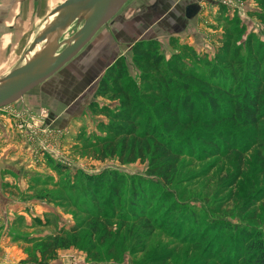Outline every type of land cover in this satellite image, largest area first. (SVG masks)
I'll return each instance as SVG.
<instances>
[{"label": "rangeland", "instance_id": "obj_1", "mask_svg": "<svg viewBox=\"0 0 264 264\" xmlns=\"http://www.w3.org/2000/svg\"><path fill=\"white\" fill-rule=\"evenodd\" d=\"M207 1L211 3L213 20L206 16L207 26L200 30L206 38L197 33L199 41H207L205 45L193 47L184 41L185 38L179 43L177 35L169 38L162 32L160 40L154 37L142 39L158 42L157 53L163 57V68L177 54L187 66L203 74L212 66L228 69L217 58L224 55L223 48H228L230 52L239 48L243 57H247L250 51L260 54V58L264 56V21L259 16L264 9L258 0H226L230 7L222 5V0ZM61 2L63 0H0V13L5 17L0 19V54L7 58V62L14 61L12 66H0V78L7 74L8 69L22 65L31 57L25 56L28 46L42 32L47 16ZM129 3L130 0L93 38L111 30L115 22L113 19L126 14ZM81 24L80 19L74 21L63 36H70ZM112 38H116L114 33ZM227 40L229 46L224 44ZM127 46L128 50L120 55L124 56L127 67L124 82L140 86L141 67L133 61L132 45L124 44L123 50ZM198 57L203 62L196 63ZM259 71L264 78V60ZM99 80L94 85L93 94L89 90L78 96L74 100L75 105L65 108L63 113L51 114L43 109L47 122L53 126V117H58L56 122L61 119L65 122L68 115L66 127L72 132L62 142L65 147L61 151L69 165L59 163L61 167L58 169L53 158L39 153L35 140L27 143L32 146L30 155L20 150L16 153V150L5 149L2 159H6V153L17 158L6 159L10 164L8 169L2 164L0 180H15L19 185L5 187L0 184L3 192L10 188L5 196L7 199H1L4 194L0 193L2 206L10 204L16 207L9 215L6 212L3 214L4 225L1 227L9 244L0 264H33L31 257L39 239L55 233L58 228L79 225L86 217L85 213L97 207L81 189L74 187L77 186L74 180L82 174L117 170L127 176L145 175L147 160L120 163L116 157L99 160L91 155L90 144L106 135L101 126L109 120L106 115L98 113V108L109 106L118 109L119 105L117 99L96 95ZM68 97L64 98L66 102ZM74 98L71 95L70 101ZM14 103L10 105L15 106ZM31 113L35 120L37 115L42 118V109ZM17 114L13 112V117H27V112ZM13 126L16 140L20 142L22 137L26 140L24 129H18L15 123ZM220 128H223L224 139L217 151H206L196 135L191 138V146L184 149L185 154L170 185L178 197L173 200L177 202L174 215L164 219L159 230L145 234L138 227L130 229V225L118 229V223L113 218L114 235L104 245H98L96 237H92L91 228L81 227L77 244L58 250L46 264H240L239 257L246 252L242 232L264 234V173L260 160V156L264 155V123L232 126L223 122L210 134L217 133ZM66 129L63 128L67 135ZM202 130L203 133L209 132ZM57 142L61 147L58 140L55 145ZM37 155L42 156L39 157L41 160ZM127 194L125 191L126 197ZM105 204L104 212L110 215L111 204ZM23 209L26 213L21 212Z\"/></svg>", "mask_w": 264, "mask_h": 264}, {"label": "trees", "instance_id": "obj_2", "mask_svg": "<svg viewBox=\"0 0 264 264\" xmlns=\"http://www.w3.org/2000/svg\"><path fill=\"white\" fill-rule=\"evenodd\" d=\"M258 4L264 9V0H258ZM259 16L264 21V12ZM224 44L229 46L228 40ZM157 51L156 40H139L131 47L133 61L141 67L140 86L124 82V56L107 67L96 95L117 99L119 105L118 109L98 108V113L109 119L101 126L106 135L90 144L95 159L116 157L120 163L147 160L145 175L104 170L74 180V187L97 207L86 212L79 225L58 228L39 239L31 257L33 264H46L58 250L77 244L81 227L89 226L93 239L104 245L114 235L113 218L118 229L130 225V229L138 227L145 234L159 230L164 219L174 215L177 202L173 200L178 197L170 185L193 135L206 151H212L224 139L223 128L210 134L221 123H264V78L259 71L264 56L260 58V54L250 51L243 57L239 48L231 52L223 48L224 55L217 58L229 70L212 66L203 74L187 66L177 54L163 68V57ZM197 59L196 63L203 62ZM202 129L209 132L203 133ZM260 160L264 173V155ZM56 167L60 169L61 165L56 163ZM105 203L111 204L110 215L104 212ZM241 237L246 252L238 263L264 264V234L242 232Z\"/></svg>", "mask_w": 264, "mask_h": 264}, {"label": "crops", "instance_id": "obj_3", "mask_svg": "<svg viewBox=\"0 0 264 264\" xmlns=\"http://www.w3.org/2000/svg\"><path fill=\"white\" fill-rule=\"evenodd\" d=\"M128 7L125 11L127 12L126 14H120L119 19H117L118 16L113 19L115 22H113L111 30L101 32L100 36L92 38L60 70L25 93L14 103L15 106L9 104L10 106L7 105L0 108V159L4 156L5 149L9 148L16 150V153H19L18 151L20 150L27 155L31 154L30 148L32 146L27 144L30 143L27 139L25 140L22 137L20 138V142L16 140L15 126H13L15 123L13 112L21 114L23 112L46 109L51 114L57 112L63 113L65 108L75 105L74 103L76 102L74 100L78 96L84 95L89 90L92 94L94 93V85L104 70L118 55H123V52L128 50L129 46L123 50L124 44L129 43L133 45L134 42L149 37L160 40L159 35H161V32L165 33L169 38L177 35L179 43H182L185 38L184 41H187L193 47L207 43L206 40H203L204 42L199 41L197 37V33L201 38L205 37L200 30L203 29L202 27L207 26L206 16L213 20L211 3L207 0H130ZM13 8L16 9V7ZM3 15L0 13V19L5 18ZM5 22L7 23V21ZM113 33L116 37L114 39L112 38ZM13 64L14 61L7 62V58L0 54V66H12ZM11 68L8 70L11 71L13 69ZM66 90L69 92H66ZM64 95L69 96L67 102L65 100L67 97H62ZM71 95L75 98L70 101ZM67 117L68 115L65 117V122H63V119L56 122L58 117H53L54 126L62 129L65 127L68 131V127H66L68 124L66 123V121L68 122ZM69 132H72V130L69 129L67 135L65 133L61 137V143L65 141ZM33 147H35V144H33ZM63 147H65L64 143H62ZM36 157L39 160H41L39 157L42 158L40 155ZM5 158L11 159L17 158V156L9 157V154L6 153ZM6 159H2L0 164L1 166L2 164L6 165L8 169L10 164H7L9 161L7 162ZM14 181L5 178L4 180H0V184H3L5 187L19 185ZM9 189L3 192L0 186V193L4 194V196H1V199H7L5 196L8 195ZM10 200H13V198H10ZM15 208V205L2 206V203H0V227L4 225L3 214L6 212L9 215ZM25 210L23 209L21 212L26 213ZM0 231H2V227ZM0 235V260H2L7 252L9 240L5 237L3 231ZM9 248L11 247L9 246Z\"/></svg>", "mask_w": 264, "mask_h": 264}, {"label": "water", "instance_id": "obj_4", "mask_svg": "<svg viewBox=\"0 0 264 264\" xmlns=\"http://www.w3.org/2000/svg\"><path fill=\"white\" fill-rule=\"evenodd\" d=\"M129 0H63L50 13L49 26L28 46L25 56L44 39L54 35L53 41L22 65L0 78V108L19 100L68 61L108 23ZM82 20L78 29L68 37L63 34L69 25ZM1 169V164H0Z\"/></svg>", "mask_w": 264, "mask_h": 264}, {"label": "built area", "instance_id": "obj_5", "mask_svg": "<svg viewBox=\"0 0 264 264\" xmlns=\"http://www.w3.org/2000/svg\"><path fill=\"white\" fill-rule=\"evenodd\" d=\"M220 3L224 6L226 5L230 7L228 5V1L226 0H222ZM43 112L44 111L42 110V114H40L42 118H39L37 115L36 120L33 118V113L27 112L26 118H15V124L18 129H24L23 131H25L27 141L30 142L31 140L32 142L35 140L37 142V147L39 148V153H41V155L44 156V154H47L57 163L69 165L68 160H65L66 158L63 156L61 151L62 143L61 147H59L58 142L57 146L55 145L57 140L61 142L64 130L48 123L46 116L43 115ZM19 114H17V116ZM65 161H67V163Z\"/></svg>", "mask_w": 264, "mask_h": 264}, {"label": "bare ground", "instance_id": "obj_6", "mask_svg": "<svg viewBox=\"0 0 264 264\" xmlns=\"http://www.w3.org/2000/svg\"><path fill=\"white\" fill-rule=\"evenodd\" d=\"M54 18V15H48L47 18H46V21H45V25H44V28L42 29V32L49 26V24L51 23L52 19ZM70 26V25H69ZM68 26V27H69ZM67 27V29H68ZM66 29V30H67ZM53 38H54V35L49 37V38H46L44 40H42L38 45L37 47H35L30 54H28L27 56H31L30 58H32L35 54H37L42 48H44L45 46H48L49 44H51V42L53 41ZM33 53V54H32ZM30 58H28L27 60H29ZM26 60V61H27ZM25 61V62H26ZM24 62V63H25Z\"/></svg>", "mask_w": 264, "mask_h": 264}, {"label": "flooded vegetation", "instance_id": "obj_7", "mask_svg": "<svg viewBox=\"0 0 264 264\" xmlns=\"http://www.w3.org/2000/svg\"><path fill=\"white\" fill-rule=\"evenodd\" d=\"M1 170V169H0Z\"/></svg>", "mask_w": 264, "mask_h": 264}]
</instances>
